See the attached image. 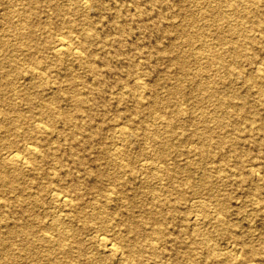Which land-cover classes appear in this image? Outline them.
Returning <instances> with one entry per match:
<instances>
[{
	"label": "rangeland",
	"instance_id": "rangeland-1",
	"mask_svg": "<svg viewBox=\"0 0 264 264\" xmlns=\"http://www.w3.org/2000/svg\"><path fill=\"white\" fill-rule=\"evenodd\" d=\"M224 1L220 3L222 8ZM218 4V0H37L31 5L29 0H0V77L12 62L20 64L22 74L25 70L30 72L29 58L36 55L48 65L43 72L46 84L32 88V95L58 97L54 103L59 110L73 117L67 123L55 121L52 133L28 131L33 108L21 97L24 78L17 71L1 77L3 82L14 79L16 88L4 86L0 92V109L13 118L16 113L25 116L13 120L21 129L19 134L7 131L5 127L10 120H3L6 125L0 126L2 142L12 140L17 149L33 141L44 150L52 147V153L46 152L35 161L38 169L11 175L12 185L0 183L1 262L34 264V258L41 256L36 252L23 254L21 240L27 235L16 230L10 236L9 228L16 229L24 222L33 226L35 237L43 231L57 236V231L49 226L54 217L60 216V211L48 190L59 184L70 190L68 193L74 195L78 209L86 213L84 219H76L72 225L79 231L82 247L62 254L61 261L65 262L62 264H132L129 257L133 253L138 264H172L176 259L189 264L183 256L189 247L176 241L175 237L179 236L186 242L194 236L199 254L205 258L214 254L224 258L235 242L248 244L257 250L252 262L264 264V124L261 125L264 85L261 91L242 85L245 74L255 68L254 62H260L264 68V37L249 31L257 38L255 45L246 50L250 60L232 62L226 51L223 58L229 63L227 70L206 65L205 53L212 55L228 49L231 41L229 24L233 20L201 13L202 8ZM23 6L32 10L29 21L32 38L38 46L29 50L17 49L19 40L9 36L2 23L5 12ZM57 6L65 7L66 12H57ZM260 6L264 8V0ZM242 8L240 5L239 11ZM70 23L93 32L84 59L93 63L97 75L87 63L79 64L73 56L55 57L48 48L55 35H69ZM35 25L38 28L34 29ZM181 26L185 27L183 31ZM218 34L223 37L221 40ZM201 50L204 55L199 53ZM242 69L245 73H240ZM186 73L197 74V80L211 81L208 88L211 96L205 97ZM138 76L144 87L134 88ZM228 84L236 90L227 88ZM174 86L180 88L177 97L167 94ZM135 92L143 94V107L138 111L134 109ZM233 92L249 106V119L241 117L240 109L219 105L220 95L233 100ZM1 95L10 97L13 103L3 101ZM78 96L82 99L80 105L75 102ZM154 99H159L157 106H163L170 116L153 107L150 102ZM174 109L181 111L176 113ZM204 111L208 112L206 116H202ZM79 119L81 124L75 127L74 121ZM218 120L222 122L216 126L214 121ZM251 122L249 128L247 124ZM117 124H130L134 129L123 138ZM184 133L189 138L182 140ZM203 134L225 135L227 141L222 149L212 144L207 146L212 149L211 154L199 155L195 142ZM155 136L164 143L154 142ZM122 142L127 145L120 154L124 164L107 163L112 150ZM223 156L227 159L220 172L214 171L211 165H219ZM143 158L152 162L164 160L167 169L160 167L153 175L141 164ZM3 168L10 174L16 172L10 164ZM204 172L210 174L212 187H208L212 189L203 199L184 183L189 176L196 180ZM258 176L261 179L241 180ZM256 181L259 187L255 191L252 186ZM114 189L118 193H112L106 200L105 194ZM182 194L188 200H179ZM157 199L164 201L157 204ZM201 200L206 202L205 211L199 207ZM95 203L106 206L111 214L91 218L88 214ZM143 203L145 208L157 204L151 209L155 211L158 207L155 216L163 219L159 235L148 231L140 214ZM222 210L226 215H220ZM66 211L71 210L66 207L61 212ZM197 211L207 220L204 217L192 225L190 219L189 228L182 229L188 216ZM125 222L136 223L142 230V238H137ZM216 224L217 231L213 228ZM96 226L118 236L124 243L119 252L108 250L96 236L86 235ZM225 227L226 232L221 233ZM34 241L36 250L40 251L41 241L38 238Z\"/></svg>",
	"mask_w": 264,
	"mask_h": 264
},
{
	"label": "bare ground",
	"instance_id": "bare-ground-1",
	"mask_svg": "<svg viewBox=\"0 0 264 264\" xmlns=\"http://www.w3.org/2000/svg\"><path fill=\"white\" fill-rule=\"evenodd\" d=\"M37 0H29L30 4L33 5L34 2ZM219 4L218 6L214 7H204L201 10V13H203L205 16H219L221 17H227L230 18L232 21V24H229V32L231 34V41L228 46V49L225 50H219L216 54L210 55L209 53H205L204 51H199L200 54H203L206 59V65H213L217 67L218 69L222 68L227 70L230 66L229 63L225 62V59L223 58V54L225 52L230 53V59L232 62L236 61H243L250 60L249 54L246 52L247 49H250L255 45L257 42V38L255 35L249 31L256 32L255 34L259 37H264V8H261V0H225L224 7H220V3L222 0H218ZM222 3V4H223ZM242 6L243 8L239 11V6ZM57 12L59 13H65L66 8L63 6H57ZM32 10L31 8H26L25 6L21 8H13L12 10H8L4 13L3 17V26L7 30L8 35L12 36L14 39H18L19 43L17 44V49L24 50V49H31V47H38L35 44L34 38H32V28L30 25L29 19L31 18ZM254 14V15H252ZM254 16V18H253ZM226 20V19H225ZM33 26V25H32ZM39 25H35L34 29L38 28ZM247 26L248 28H246ZM182 28V26L180 27ZM185 27H183L180 31H183ZM250 29V30H249ZM69 35H63V34H57L54 37H52V40H50V46L48 48L52 49V53L55 57L60 56H73L77 58L79 61V64H85L87 63V66L91 69L93 74H98V70L93 65L92 62H88L84 58L87 55V41H91L94 38L93 32L91 30H86L84 26L82 27H75L74 23H70L69 29H68ZM75 33V35H74ZM198 37H202L201 34L197 35ZM220 34H218V39L221 40L223 37H219ZM191 40V38L189 37ZM34 43V44H33ZM16 60V57L13 58ZM30 63L32 65L31 71L25 70V72L22 74L23 70H20L19 66L20 64L17 62H12L8 67H6L5 71L2 72V76H8L12 72H16L21 77L24 78L23 86H22V99L26 100L28 103H30V108H33V113L30 117H33V121L31 120V123L28 126V131H35V132H50L52 133L54 131L53 129V123L55 121H62L64 123L71 122L73 117L69 113H64L63 111L59 110L58 106L54 103L58 97H44L42 94H36V96L32 95L31 89L36 87L38 84L43 86L45 85V77L44 70L47 68L48 63L44 60H40L36 57V55H31ZM254 69L252 72L245 74V79H243L242 85L246 88L254 87L258 91H261L263 88L264 83V68L261 66L260 62H254ZM240 73H245V70H241ZM188 77L191 78V81L194 82L197 89H199L200 92L205 97H210L211 94L209 93L208 88L211 86V81H203V80H197V74H189L186 73ZM39 76V77H38ZM0 77V92H3L4 86L5 87H13V89L16 88V84L14 79L9 78V80L3 82L2 78ZM35 77H38V80H34ZM135 87L134 88H141L144 87L143 82L140 81L139 76L135 78ZM227 88L231 90H236L233 86L228 84ZM180 91L179 86H174L171 88L167 94L173 95V96H179L178 92ZM232 94V93H231ZM136 102L134 104L135 110H140L141 107H143L142 102V93H136ZM171 95V96H172ZM234 99L231 100L225 96L220 95V101L219 105H227L232 106L237 109H240L243 111V114L241 113L242 118L249 119L248 116L251 113V110L249 109V106H247L246 102L244 100H239L237 96V93L233 92ZM3 101L8 102V104L13 103L11 101V98H6L4 95H1ZM15 98V97H12ZM236 98V99H235ZM56 99V100H55ZM241 99V97H240ZM82 99L78 96L75 100L77 105H80ZM159 99H154L152 104H154V108L159 107L163 111V115H167V110L165 111L163 106H157L156 103H158ZM36 109V110H34ZM217 108L215 109V111ZM176 113L180 112L179 109H174ZM56 113V114H55ZM208 114L207 111L203 112L202 116H206ZM170 116V115H167ZM25 118L20 113H16V115L13 117L9 116L8 112L2 111L0 109V126L4 127L6 124L3 123V120H10L9 124L7 125V128L5 129L7 131H12L14 134H19V131L21 129L17 127V122H14L13 120ZM12 119V120H11ZM81 119L74 121V126L78 127ZM216 126L219 125L222 120L214 121ZM32 124V125H31ZM252 122L247 124V126L250 128ZM264 122L261 123L263 125ZM119 125V124H117ZM205 127H208V125H204ZM134 129V126L129 125H119L118 133L120 136L125 138L126 135L132 133ZM27 130H25L27 132ZM170 132H166L168 135ZM73 135V132L71 133ZM188 134H182L181 138L182 140L188 139ZM173 136V135H172ZM162 137V136H161ZM154 138V142H158L163 144L164 140L159 139V136L152 137ZM151 138V139H152ZM2 138H0V143L2 142ZM160 141V142H159ZM226 136L220 135L217 137H213L211 134H203L197 136L196 139V152L199 155H207L211 154L212 149L208 148L207 146L215 144L217 148L222 149L224 147V144L226 143ZM168 144V143H167ZM3 145V150L0 152V183L7 185H12L14 182L12 181L11 175H17V173L22 172L24 170H35L38 169L37 163L35 161L39 157H44L45 153L51 152L52 153V147L47 146L44 150L40 147V145L33 141V142H27L22 149H17L14 147V141L12 140H6L1 143ZM2 147V146H1ZM127 148L126 143L124 144H118V146L115 147L114 150H112L111 155L106 159V162L109 164H114L117 166H121L123 163L121 157V153L125 151ZM49 149V150H48ZM154 155V154H153ZM144 160L141 162L144 168H149L152 171V174L155 175L160 169V167H165L167 169V166H165L166 161L161 160V162H152L149 161L146 158H143ZM227 157L223 156V159H221L219 165H211L212 169L216 172H220L221 165L224 164V161H226ZM122 163V164H121ZM7 164H10L13 167V170L16 171L13 174L8 173L3 168L4 166H7ZM189 168L191 166L189 165ZM219 169V170H218ZM193 176H189L186 179V182L184 183L185 187H189L192 189L194 193H198V196H202L203 199L206 196H209L211 194L210 189L208 186L211 184L210 180V174L207 172H204L200 175L196 180L192 178ZM254 179H261L260 176L257 178H245L241 179L244 180H254ZM259 182H254L252 186V190H258ZM180 185V184H179ZM181 186V185H180ZM212 187V185H210ZM177 185L174 187L176 189ZM207 187V188H206ZM70 190L66 189L62 185L54 184L51 186L48 190L49 195L51 197H54L57 201V209L60 211V216L57 218H53L51 226L49 228H52L53 230H56V237L52 236V234L43 231L42 233H37V236H33V226L28 223L22 222L21 224L17 225L16 229L9 228L8 233L11 236L16 230L22 232L23 234H26L27 236L21 240V246L23 254H36L41 253V256H36L34 258V264H62L61 261L62 258L60 256L68 254L70 251L74 248L81 249L82 242L80 240V236H78L77 233L79 231L72 227L73 222L76 219H84L86 216V213L83 209H78V203L75 202V198L73 194L68 193ZM112 193H118L117 189L110 190L107 194H105V199H109L111 197ZM73 195V196H72ZM77 197V195H75ZM79 197V196H78ZM177 197V196H176ZM194 197V196H193ZM175 198V197H174ZM179 200H188V197H185V195H179ZM169 201L168 199H166ZM177 201V198H175ZM191 201V199H189ZM164 201L163 199H157V204ZM195 199L192 200L194 202ZM157 204H154L150 207H142L144 203L141 205V211L140 214L143 218V221L147 224V229L149 232L155 235H159V233L162 232V225H163V219L160 217L155 216L159 212L158 207L155 208V211H153L151 208L156 206ZM106 205V204H105ZM68 207L71 211L61 212ZM199 207L202 210H206V202L201 200ZM92 212L91 218L96 217H107L111 214V211L107 209L106 206L101 204H93L91 208ZM74 211V213H72ZM127 212L130 213V210L127 209ZM217 213V212H216ZM220 215H226L225 211H219ZM174 214V213H173ZM87 215V216H88ZM175 217V215H173ZM205 219L207 220L206 216L204 215ZM203 215H200L197 211L191 216H188L187 221L183 224L182 229L189 228V222L191 219L190 224L194 225L197 224V222L200 219H204ZM149 218V219H147ZM151 219V220H150ZM221 220V219H220ZM219 220V221H220ZM218 224V223H217ZM217 224L213 227L217 231L219 228ZM134 235L141 239L142 238V230L141 228L134 222H125L124 224ZM223 226V225H221ZM106 228L103 226H96L92 230L89 229L86 235H92L96 236L98 241L107 247L108 250L112 251L113 253L119 252L118 249L124 244H122V241L118 238L115 234H109L106 233ZM91 230V231H90ZM221 233L226 232V227L221 228ZM75 237V238H74ZM35 238H38L41 242L38 249L35 248ZM194 238V236H193ZM191 239L190 242H186L183 240L180 236L175 237L176 241L182 242L186 246H188V250H186L183 254L184 259L189 264H254L252 261V256L257 253V250L251 246L241 243V245H238L237 242L233 244V247L229 249L227 255H225L224 258L218 257V255L214 254L212 256H209L205 258L204 256H201L198 251V242L197 240ZM136 243V242H135ZM188 244V245H187ZM127 246L129 244H126ZM137 245V244H136ZM142 245V244H141ZM151 249H154L155 247L150 243L149 244ZM132 246V244H131ZM38 247V246H36ZM7 255L10 257L13 256V253L7 252ZM67 256V255H66ZM132 257V258H131ZM129 257V261L132 264H138L139 260H137L136 256H134V253ZM236 257L238 258L237 260ZM60 259V260H59ZM177 260V259H176ZM172 261V264H181L180 261ZM70 261V260H66ZM13 264H15V261H12ZM65 263V262H64ZM0 264H4L0 261Z\"/></svg>",
	"mask_w": 264,
	"mask_h": 264
}]
</instances>
